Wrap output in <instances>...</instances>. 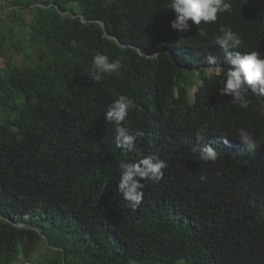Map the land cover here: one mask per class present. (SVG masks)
<instances>
[{
  "label": "trees",
  "instance_id": "trees-1",
  "mask_svg": "<svg viewBox=\"0 0 264 264\" xmlns=\"http://www.w3.org/2000/svg\"><path fill=\"white\" fill-rule=\"evenodd\" d=\"M0 1L11 23L0 17V264L30 263L40 247L46 264H264V96L230 103L207 66L211 54L234 70L214 44L222 26L244 41L229 51L264 54V0H230L215 23L183 33L165 0ZM15 26L33 51L7 53ZM98 53L121 64L100 83ZM120 95L136 104L127 126L144 132L138 154L116 146L104 119ZM204 145L217 161L192 151ZM152 155L164 178L143 181L131 210L120 164Z\"/></svg>",
  "mask_w": 264,
  "mask_h": 264
},
{
  "label": "clouds",
  "instance_id": "clouds-1",
  "mask_svg": "<svg viewBox=\"0 0 264 264\" xmlns=\"http://www.w3.org/2000/svg\"><path fill=\"white\" fill-rule=\"evenodd\" d=\"M166 9L174 13L175 19L171 22V28L181 33L190 30V21L194 25L215 23L218 14L230 12L232 5L230 0H165ZM220 34L215 37L214 44L224 51V59L234 66V70L226 72L217 64L216 57L208 55L207 66L216 75H223L220 88L221 96L231 97L230 103L239 104L241 108L249 106V94L264 96V54L259 51H250L242 55L240 52H231L230 49H241L244 41L231 27L222 26ZM121 68L119 60L110 61L108 56L96 54L90 65V79L100 83L105 77L118 74ZM136 108L133 99L126 95H120L111 103L104 115L108 124L115 125L116 146L129 153H139L138 142L144 137V132L128 127V116ZM238 140L255 152L260 147L259 141L246 129L236 130ZM196 137H201V132H196ZM192 151L198 154L203 162H215L218 159L217 150L211 145L193 146ZM167 168L165 160L157 155L147 156L132 163L120 164V176L117 190L122 196L124 206L137 210L144 198L142 189L143 181L159 182L164 178V169ZM200 180H207V176L201 174ZM23 227V225H18Z\"/></svg>",
  "mask_w": 264,
  "mask_h": 264
},
{
  "label": "rangeland",
  "instance_id": "rangeland-1",
  "mask_svg": "<svg viewBox=\"0 0 264 264\" xmlns=\"http://www.w3.org/2000/svg\"><path fill=\"white\" fill-rule=\"evenodd\" d=\"M19 1H21V0H19ZM3 3H4L3 1L2 2L0 1V17L2 16L4 18L3 21L7 22V24H11L9 18L4 13V10L7 11L8 9H4V7L2 6ZM5 3H6L7 6H14V4H12V0H6ZM74 8L78 11V8L76 6ZM4 33H6V35H9L8 34V29H6L4 31ZM28 38H29V34H28L27 30H23V28L15 26L14 27V33H13V35H11L10 44H8V47H7V51H8L7 53L10 54V55H13L12 52H11L13 50L16 53V49H13V46L15 44L17 46L21 45V44H24L26 46L24 51L25 50H27L29 52L33 51L30 43L28 42ZM13 43H14V45H13ZM14 56H16V55H14ZM19 62H20L21 65L24 64V61H22V59L20 57H19ZM26 62L29 63V61H26ZM4 66H5V61H4V59L2 57H0V69H2ZM209 72H211V71H209ZM2 117H3V114L0 111V120L2 119ZM46 256H48L46 248L40 247L38 253L33 255L30 264H46L44 262V258ZM17 264H25V263L17 262ZM132 264H135V263H132Z\"/></svg>",
  "mask_w": 264,
  "mask_h": 264
},
{
  "label": "built area",
  "instance_id": "built-area-1",
  "mask_svg": "<svg viewBox=\"0 0 264 264\" xmlns=\"http://www.w3.org/2000/svg\"><path fill=\"white\" fill-rule=\"evenodd\" d=\"M26 264H30V263H26Z\"/></svg>",
  "mask_w": 264,
  "mask_h": 264
}]
</instances>
